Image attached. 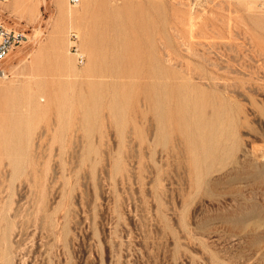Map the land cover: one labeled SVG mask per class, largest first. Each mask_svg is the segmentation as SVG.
<instances>
[{"label": "rangeland", "instance_id": "rangeland-1", "mask_svg": "<svg viewBox=\"0 0 264 264\" xmlns=\"http://www.w3.org/2000/svg\"><path fill=\"white\" fill-rule=\"evenodd\" d=\"M0 22L25 34L0 264H264V0H0Z\"/></svg>", "mask_w": 264, "mask_h": 264}, {"label": "built area", "instance_id": "built-area-1", "mask_svg": "<svg viewBox=\"0 0 264 264\" xmlns=\"http://www.w3.org/2000/svg\"><path fill=\"white\" fill-rule=\"evenodd\" d=\"M68 4L74 6L77 5L81 0H67ZM69 38L71 39L70 49L72 53L75 54L78 63H83L84 55L78 49L76 45L77 34L75 31L69 32ZM25 39V34L23 32L10 29L6 27L2 22H0V76L7 77L8 71L4 69L3 61L8 55V53L18 44H20Z\"/></svg>", "mask_w": 264, "mask_h": 264}, {"label": "bare ground", "instance_id": "bare-ground-1", "mask_svg": "<svg viewBox=\"0 0 264 264\" xmlns=\"http://www.w3.org/2000/svg\"><path fill=\"white\" fill-rule=\"evenodd\" d=\"M110 2V1H109ZM67 3H68V1H67ZM111 3V2H110ZM239 3H241V0H239ZM112 4V3H111ZM69 6H71V7H74V6H72V5H70V4H68ZM78 5V4H77ZM110 8H111V5H110ZM234 11L236 12V14H235V19H236V21H238L239 19H240V16H241V14H240V12H239V10L238 9H234ZM67 16H72V12L71 11H67ZM191 22V21H190ZM189 22V23H190ZM190 26V25H189ZM94 55V54H93ZM93 57V56H92ZM2 77V76H1ZM5 77V76H4Z\"/></svg>", "mask_w": 264, "mask_h": 264}]
</instances>
